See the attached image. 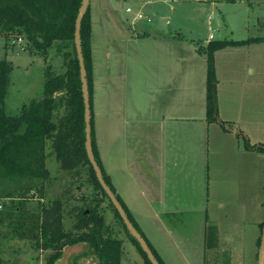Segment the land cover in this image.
<instances>
[{"label": "crops", "instance_id": "crops-1", "mask_svg": "<svg viewBox=\"0 0 264 264\" xmlns=\"http://www.w3.org/2000/svg\"><path fill=\"white\" fill-rule=\"evenodd\" d=\"M223 1L248 3V8L264 3L204 0L212 8L206 44L242 40L215 38L210 20ZM101 6L109 14V0H90L91 41ZM253 20L252 24L260 23L258 16ZM176 21L177 14L163 17V25L172 23L178 32L182 27ZM216 25L221 26L220 20ZM233 27L229 23L225 29L232 34ZM249 37L254 36L243 39ZM198 45L155 46L160 53L171 48L180 52L161 53L174 69L163 80L159 61L151 62L158 69L144 70L141 61L151 59L136 54L132 63H139L140 77L137 74L129 84L131 76L123 71L119 87L111 53L106 50L103 65L104 57L101 60L91 44L93 131L99 158L115 195L165 264H258L264 151L256 146L264 144V41L214 52L217 120L212 122L207 119V57ZM251 100L258 106L247 104ZM76 245L66 246L63 254ZM125 246L122 240V251ZM128 251L130 262L136 263L129 245ZM126 262L122 256L121 264Z\"/></svg>", "mask_w": 264, "mask_h": 264}, {"label": "trees", "instance_id": "trees-1", "mask_svg": "<svg viewBox=\"0 0 264 264\" xmlns=\"http://www.w3.org/2000/svg\"><path fill=\"white\" fill-rule=\"evenodd\" d=\"M82 0H0V36L6 38L23 37L36 51L46 55L56 43L67 45L74 42L75 19ZM235 1V0H227ZM81 45L86 68L90 109L91 136L95 159L103 178L115 192L106 175L94 138L92 110V57H91V15L88 6L81 22ZM264 41V35L242 40H213L199 47L207 57V119L217 120V79L214 66V52L225 46H242ZM66 47V46H65ZM73 52L64 51L66 70L57 73L47 66L43 78L41 98H33L22 106L17 115L5 111L4 99L10 83L12 65L0 60V225L29 238L50 254L44 264H55L66 246L79 243L97 258L96 264H121L122 240L113 236L111 228L105 224L99 211L100 198L86 200L85 206L73 205L69 211L75 214L71 229L64 227L63 198L57 197L49 204L41 201L46 198V189L53 182L47 167L48 156L54 155L59 168L67 172L71 179H78L80 168L86 167V180L96 192L107 197L88 159L85 148L84 102L81 89L80 69L76 48ZM246 147L250 145L246 142ZM264 151V144L256 146ZM74 176V178H72ZM63 180V179H62ZM70 185V184H69ZM68 185V187H69ZM78 187L80 185L78 184ZM66 190V191H65ZM65 195H74L70 187ZM36 194L38 205L29 208L24 204L30 199L29 192ZM63 191V192H64ZM18 193V195H14ZM27 196V197H26ZM123 206L132 224L141 233L159 264H165L152 247L125 204ZM15 199L11 206L1 204L2 199ZM114 214L121 221L126 235L135 244L145 264H152L138 241L129 233L120 214L108 198ZM41 201V202H39ZM27 203V202H26ZM264 222L261 223V231ZM211 228V227H209ZM208 228V230H209ZM261 235L258 238L260 245ZM0 264H5L0 256Z\"/></svg>", "mask_w": 264, "mask_h": 264}, {"label": "rangeland", "instance_id": "rangeland-1", "mask_svg": "<svg viewBox=\"0 0 264 264\" xmlns=\"http://www.w3.org/2000/svg\"><path fill=\"white\" fill-rule=\"evenodd\" d=\"M101 1L103 2V0ZM120 2H122V8L119 9ZM109 3L111 11V13L109 11V14L104 6H101L104 10H100L99 18L94 25L91 44L100 52L101 60L104 57L103 65H106V50L111 53V67L116 72L113 75L116 86L120 87L122 83L120 76L123 71L128 70V74L131 76L128 79L129 84H132L135 80L133 78H136L137 74L140 77L139 63L137 65L132 63L136 61L133 58L138 53H144L146 55L145 59H151V61H141L145 62L143 63L144 70L152 69L155 66H151V62L156 63L159 61L160 78L163 80L169 79L174 69L173 66L171 68L168 67V63L161 59V53L167 55L169 53L178 54L180 52L178 50L174 51L171 48V50H165L160 53L158 51L160 46H162L161 48H165L163 46L193 48L197 44L200 46L206 45L208 38L207 16L212 8L204 0L200 1V3L197 0H109ZM262 6H264V3L259 7L257 4H252L248 8V3L232 4L223 1L214 10L212 13L213 18L210 20L215 38L228 36L234 39H243L248 36H257L264 33V7ZM127 7L132 9V13H126L125 9ZM171 8L173 11L170 10ZM135 12H141L147 17L150 16L151 21L138 20L137 24L133 26V14ZM173 14H177L179 21H176V23L178 22L182 27L178 32L174 31L172 23L163 25V17ZM257 16L260 17V23L257 25L252 24V20ZM173 20L172 18V22ZM218 20L221 22L219 28L216 25ZM244 22L246 26H244ZM229 23L234 25L232 34L225 29ZM22 40L19 41V38L16 37L6 38L5 36H0V60H7L12 65L9 74L10 83L4 99L5 111L9 115L19 114L22 106L31 99L41 98L46 67L50 66L57 73L65 72L66 60H64L63 52L68 51L72 54L74 53L73 46L75 47L72 42H68L67 45L56 43L48 50L46 55H43V53L36 51L30 46L24 38ZM154 58H159V60L153 61L152 59ZM128 65L129 69H127ZM175 65H177V62H175ZM180 66L184 68L183 63H180ZM155 69L158 68L155 67ZM171 86L173 85L171 84ZM248 103L252 104V106H258V103L254 100L248 101ZM46 164L53 176V182L46 189L44 203L49 204L57 197L63 198V222L65 229H71L75 222V214L69 211L71 206L76 204L85 206L87 204H85L86 200L101 198L102 202L99 206V211L104 216L105 224L111 228L113 236L119 237L127 244V246L123 247V259L127 260V264H145L137 247L126 235L121 221L115 216L108 198L102 196L100 192L97 193L86 180V167L79 169L81 175L78 179H71L67 172L59 168L54 155L48 156ZM78 184L80 187L77 189ZM68 185L74 195H65L64 198L63 195L65 194V189L69 188ZM14 195H18V193ZM32 195L33 197L26 199L24 204H27L29 208H36L38 205L36 194L30 191L29 196ZM15 202H17L15 199L10 198L1 200V204L6 203L9 206ZM0 210H3V208ZM128 245L134 251L133 253L137 258L135 259L137 260L136 263L130 262L133 259L128 251ZM49 254L50 251L48 249L40 248L35 241L19 237L8 226L0 225V256L5 264H44ZM62 255L58 264H96L97 262V258L84 243L67 247L65 253Z\"/></svg>", "mask_w": 264, "mask_h": 264}, {"label": "water", "instance_id": "water-1", "mask_svg": "<svg viewBox=\"0 0 264 264\" xmlns=\"http://www.w3.org/2000/svg\"><path fill=\"white\" fill-rule=\"evenodd\" d=\"M89 4H90V0L81 1V5L78 9V13L75 19V32H74V42H75V48H76L77 58L79 62L81 89H82L83 102H84L85 148H86L87 156L95 171V175L99 183L101 184L102 188L106 192L108 198L110 199L114 207L117 209L129 233L138 241L142 250L146 253L149 261L152 264H159L158 260L156 259L152 250L150 249L148 243L146 242L144 237L141 235V233L136 229V227L132 224L123 206L117 199L115 193L111 190V188L108 186L105 179L103 178L101 169L93 153L92 136H91L90 98H89L88 83H87V78H86L85 62H84V57H83V52H82V45H81V34H80L81 22H82V19L84 17V14ZM258 264H264V224H263V228L261 231V240H260V245H259V250H258Z\"/></svg>", "mask_w": 264, "mask_h": 264}, {"label": "built area", "instance_id": "built-area-1", "mask_svg": "<svg viewBox=\"0 0 264 264\" xmlns=\"http://www.w3.org/2000/svg\"><path fill=\"white\" fill-rule=\"evenodd\" d=\"M125 11H126V13H128V14H130V13H132V9L130 8V7H127L126 9H125ZM147 20V22H150L151 21V18H150V16L149 17H147V16H145V15H143L141 12H135L134 14H133V26H135L137 23V21L138 20ZM212 37V35L210 34V38ZM21 40V37H19V41Z\"/></svg>", "mask_w": 264, "mask_h": 264}]
</instances>
